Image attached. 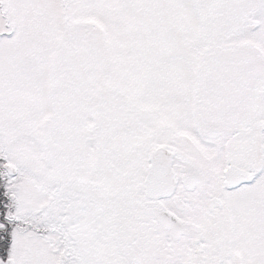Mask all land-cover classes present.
<instances>
[{"label":"snow or ice","instance_id":"snow-or-ice-1","mask_svg":"<svg viewBox=\"0 0 264 264\" xmlns=\"http://www.w3.org/2000/svg\"><path fill=\"white\" fill-rule=\"evenodd\" d=\"M0 264H264V0H0Z\"/></svg>","mask_w":264,"mask_h":264}]
</instances>
